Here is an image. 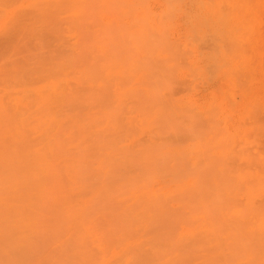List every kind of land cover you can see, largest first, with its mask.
I'll list each match as a JSON object with an SVG mask.
<instances>
[{
	"label": "rangeland",
	"instance_id": "374dc122",
	"mask_svg": "<svg viewBox=\"0 0 264 264\" xmlns=\"http://www.w3.org/2000/svg\"><path fill=\"white\" fill-rule=\"evenodd\" d=\"M142 1L0 0V264H264V5L227 40L207 0Z\"/></svg>",
	"mask_w": 264,
	"mask_h": 264
},
{
	"label": "bare ground",
	"instance_id": "6f19581e",
	"mask_svg": "<svg viewBox=\"0 0 264 264\" xmlns=\"http://www.w3.org/2000/svg\"><path fill=\"white\" fill-rule=\"evenodd\" d=\"M1 1H2V0H1ZM13 1H14V0H12V2H13ZM140 1H142V0H140ZM166 1H167V0H166ZM168 1H169V0H168ZM180 1H181V0H180ZM182 1H183V0H182ZM207 1L210 2V4L214 7V9L216 8V13H218L219 20H222V18L224 17V16H223L224 14H226V16H228V18H226V19L224 20V22H225L224 29H221L220 32H219V36H221L222 38H225V39H227V40H233V39H236V38L239 39L240 36H243V37H244L245 35H249V34H250V28H249V26H248V22H247V21H248V17L255 15L256 12H259V8H260V6H261V5H264V0H207ZM7 2H9V1H7ZM16 2H17V1H16ZM71 2H72V1H70V3H71ZM174 2H175V0H174ZM177 2H179V1H177ZM5 3H6V1H5ZM39 3H40V2H39ZM41 3H42V2H41ZM49 3H50V2H48V4H49ZM98 3H99V2H98ZM143 3H144V2L142 1V4H143ZM167 3H168V2H167ZM11 4H12V3H11ZM37 4H38V3H37ZM44 4H45V3H44ZM71 4H72V3H71ZM117 4H118V3H117ZM168 4L170 5V3H168ZM168 4H167V5H168ZM177 4H178V3H177ZM180 4H181V3H180ZM12 5H13V4H12ZM41 5H42V4H41ZM104 5H105V4H104ZM28 6H29V5H28ZM31 6H32V5H31ZM34 6H36V5H34ZM34 6H33V7H34ZM39 6H40V5H39ZM44 6H45V5H44ZM148 6H149V5H148ZM207 6H208V5H207ZM2 7H3V6H2ZM26 7H27V6H26ZM29 7H30V6H29ZM224 7L227 9V11H225ZM258 7H259V8H258ZM41 8H42V7H40L39 9H41ZM88 8H89V7H88ZM169 8H170V7H169ZM201 8H202V7H201ZM255 8H256V9H255ZM257 8H258V9H257ZM33 9H34V8H33ZM77 9H78V8H77ZM109 9H112V8L109 7ZM113 9H114V8H113ZM113 9H112V10H113ZM172 9H173V8H172ZM78 10H79V9H78ZM136 10H137V9H136ZM17 11H18V10H17ZM35 11H36V10H35ZM116 11H117V10H116ZM121 11H122V10H121ZM36 12H38V11H36ZM130 12H131V11H130ZM172 12H173V11H172ZM132 13H133V12H132ZM93 14L95 15L94 12H93ZM163 14H164V13H163ZM125 15H126V14H125ZM130 15H131V14H129V17H130ZM123 16H124V15H123ZM161 17H162V16H161ZM10 18H11V16H10ZM122 18H123V17H122ZM13 19H14V18H13ZM145 19H146V18H145ZM156 19H159V18L157 17ZM134 20H135V19H134ZM159 21H160V20H159ZM136 22H137V21H136ZM136 22H135V23H136ZM163 22H164V20H163ZM159 23H160V22H159ZM157 25H158V23H157ZM159 25H160V24H159ZM205 26H206V25H205ZM111 27H112V25H111ZM128 27H129V26H128ZM147 27H148V26H147ZM147 27H146V28H147ZM109 28H110V27H109ZM114 28H115V27H114ZM134 28H135V27H134ZM159 28H160V27H159ZM207 28H208V26H207ZM103 30H104V29H103ZM128 30H129V28H128ZM114 31H115V30H114ZM123 31H124V28H123ZM133 31H134V30H133ZM148 31H149V30H148ZM102 33H103V31H102ZM160 33H161V31H160ZM160 33H159V34H160ZM163 33H164V32H163ZM191 34L193 35V33H191ZM104 35H106V32L104 33ZM108 35H109V34H108ZM98 36H99V35H98ZM144 36H145V35H144ZM193 36H194V35H193ZM219 36H218V37H219ZM131 37L133 38V36H131ZM194 37H195V36H194ZM206 37H208V36H206ZM214 38H215V37H214ZM98 39H99V37H98ZM105 39H106V38H105ZM134 39H135V38H134ZM136 39H137V38H136ZM145 39H146V38H145ZM198 39H199V38H198ZM130 40H131V39H130ZM130 40H129V41H130ZM186 40H187V39H186ZM215 40H216V39H215ZM196 42H197V41H196ZM213 43H214V42H213ZM136 44H137V43H136ZM223 44H224V43H223ZM227 44H228V43H227ZM148 45H151V44H148ZM148 45H147V46H148ZM186 45H187V44H186ZM231 45H232V44H231ZM138 47H139V45H138ZM148 47H149V46H148ZM153 47H154V46H153ZM225 47H227V46L225 45ZM230 47H231V46H230ZM242 47H243V46H242ZM129 48H130V47H129ZM139 49H141V48L139 47ZM213 49H214V48H213ZM215 49L218 50V48H216V47H215ZM226 50H227V49H225V51H226ZM150 53H151V52H150ZM187 53H188V52H187ZM215 54H216V51H215ZM226 54H227V52H223V54H222V59H224V58L227 57ZM149 56H150V55H149ZM151 56H152V55H151ZM151 56H150V57H151ZM98 59H99V58H98ZM151 60H152V58H151ZM148 61H149V60H148ZM152 61H153V60H152ZM95 62H96V64H95V65L93 64L94 69H95V66H96L97 68H98V67L101 68L100 65H98L100 61H96V60H95ZM95 62H94V63H95ZM107 62H108V61H107ZM160 63H161V62H160ZM163 63H164V62H163ZM161 66H163V64H162ZM186 66H187V65H186ZM205 66H206V65H205ZM205 66H204V67H205ZM163 67H164V66H163ZM207 67H211V66L209 65V66H207ZM199 68H200V67H199ZM208 69H209V68H208ZM92 70H93V68H91V72H92ZM96 70H98L99 72L102 73V70L100 71V69H95V71H96ZM126 70H127V69H126ZM199 70H200V69H199ZM84 71H86V69H85ZM88 71H89V69H88ZM93 71H94V70H93ZM105 71H106V70H105ZM190 71H191V70H190ZM82 72H83V71H82ZM89 72H90V71H89ZM99 72H98V74H99ZM87 73H88V72H87ZM92 73H93V72H92ZM92 73H91V74H92ZM95 73H96V72H95ZM189 73H191V72H189ZM199 73H200V72H199ZM53 74H54V73H53ZM55 74H57V73H55ZM82 74H83V73H82ZM192 74H193V73H192ZM237 74H239V73H237ZM50 75H51V77L53 76V77L56 78V76H55V75H52L51 72H50L49 76H50ZM89 75H90V74H89ZM95 75H96V74H95ZM101 76H102V75H101ZM234 76H236V75H234ZM82 77H83V76H82ZM90 77H91V76H90ZM110 77H111V75H110ZM46 78H49V77H46ZM46 78H45V79H46ZM53 79H54V78H53ZM85 79H86V78H85ZM93 79L95 80V77H93ZM118 79H120V78H118ZM118 79H116V80H118ZM125 79H126V78H125ZM237 79H238V78H237ZM81 80H83V79H81ZM98 80H99V79H98ZM103 80H104V79H103ZM208 80H209V79H208ZM227 80H228V79H227ZM85 81H86V80H85ZM95 81H97V79H96ZM106 81H107V80H106ZM109 81H111V79H110ZM113 81H114V80H113ZM113 81H111V82H112V85H113ZM123 81H124V80H123ZM209 81H210V80H209ZM102 82H103V81H102ZM102 82H101V83H102ZM202 82H203V81H202ZM108 83L111 84L110 82H108ZM163 83H165V82L163 81ZM103 84H104V82H103ZM124 84L126 85L127 83L124 82V83H123V86H124ZM158 84H159V83H158ZM161 84H162V83H161ZM102 86H103V85H102ZM123 86H121V88H122ZM161 86H163V85H161ZM166 86H167V85H166ZM166 86H165V87H166ZM103 87L105 88L106 86L104 85ZM103 87H102V88H103ZM194 88H195V87H194ZM95 90H96V89H95ZM95 90H94V93H95ZM188 90H190V92L188 93V94H190L192 90H191V89H188ZM194 91H195V90H194ZM42 92H43V91H42ZM42 92H41V93H42ZM53 92H54V90H53ZM53 92H52V93H53ZM82 92H83V91H82ZM96 92H97V91H96ZM100 92H101V91H100ZM79 93H80V92H79ZM97 93H98V92H97ZM131 93H132V92H131ZM133 93H134V91H133ZM45 94H46V93H45ZM45 94H43V95H45ZM54 94H56V93H54ZM54 94H53V96H55ZM58 94H59V93H58ZM81 94H82V93H81ZM83 94H84V93H83ZM86 94H87V93H86ZM194 94H196V93H194ZM38 95H39V93H38ZM43 95H42V96H43ZM56 95H57V94H56ZM101 95H102V94H101ZM101 95H100V93H99V95H98L97 97H99V96H101ZM23 96H24V95H23ZM25 96H28V95L26 94ZM31 96H32V95H31ZM31 96H29V97L31 98ZM39 96H40V95H39ZM53 96H52V98H53ZM94 96H95V95H94ZM21 97H22V96H21ZM46 97H47V96H46ZM56 97L59 98L58 96H56ZM73 97H77V96L73 95ZM89 97H90V96H89ZM101 97H102V96H101ZM27 98H28V97H27ZM27 98H26L27 102L30 101V100H28ZM32 98H33V96H32ZM36 98L38 99V97H36ZM36 98H35V100H36ZM42 98H43V97H41V100L45 99V98H43V99H42ZM57 98H55V99H57ZM91 98H92V97H91ZM24 99H25V98H24ZM39 99H40V98H39ZM87 99H88V101L90 100L88 97H87ZM99 99H100V98H99ZM41 100H39L40 103H41ZM79 100H80V99H79ZM93 100H94V99H93ZM100 100H101V99H100ZM23 101H24V100H23ZM46 101H47V99H46ZM46 101H45V103H46ZM71 101H72V100H71ZM76 101H77V100H76ZM94 101H95V100H94ZM43 102H44V100H43ZM47 102H48V101H47ZM73 102L75 103V101H73ZM78 102H80V101H77L76 104H78ZM81 102H83V101H81ZM84 102H85V101H84ZM91 102H92V101H91ZM30 103H33V102H30ZM30 103H29V104H30ZM69 103H70V102H69ZM34 104H35V102H34ZM48 104H49V103H48ZM48 104H47V105H48ZM71 104L73 105V103H70V105H71ZM47 105H46L45 108H48ZM64 105H67V103H66V104L63 103V107H64ZM87 105H88V103H87ZM188 105H189V104H188ZM89 106H90V105H89ZM43 107H44V106H43ZM207 107H208V106H207ZM210 107H211V106H210ZM45 108H44V109H45ZM64 108H65V107H64ZM64 108H63V109H64ZM38 109H39V108H38ZM38 109H37V110H38ZM48 110L50 111V108H48ZM195 110H196V109H193V110H191V112L194 113ZM205 110H206V109H205ZM208 110H209V109H208ZM218 110H219V109H218ZM29 111H30V109H29ZM182 111H184V110H182ZM38 112H39V114L42 113V112H40L39 110H38ZM211 112H213V111H211ZM179 113H180V112H179ZM182 113H184V112H182ZM204 113H206V112H204ZM218 113H220V112H218ZM44 114H45V113H44ZM44 114H41V115L43 116ZM208 114H209V113H207V117H208ZM214 114L216 115L217 113H213L212 115H214ZM31 115H32V114H31ZM90 115H91V114H90ZM99 115H100V114H98V116H99ZM209 115H210V114H209ZM98 116H97V117H98ZM195 116H196V115H195ZM217 116H218V114H217ZM97 117H93V119L96 118V119L98 120ZM184 117H186V116H184ZM193 117H194V116H192V120H191V122H193V121L195 122V121H196V123H201V122H199V121H197V120H194ZM197 117H198V116H197ZM214 117H215V116H214ZM226 117H227V116H226ZM208 118H209V117H208ZM27 119H28V118H27ZM73 119H74V118H73ZM76 119H78V118H76ZM199 119H201V116L199 117ZM29 120H30V119H29ZM97 120H96V121H97ZM184 120H185V119H184ZM184 120L182 121V119H181V121L183 122V124H187V123H184ZM73 121H74V120H73ZM96 121H94V122H96ZM201 121H203V120H201ZM30 122H31V121H30ZM55 122H58V121H55ZM55 122H53V123L51 124V126H53V125L55 124ZM77 122H79V119L77 120ZM82 122H83V121H82ZM91 122H92V121H91ZM203 122H205V121H203ZM203 122H202V123H203ZM211 122H213L212 119H211ZM24 123H25V122H24ZM31 123H32V122H31ZM73 123H74V122H73ZM97 123H98V122H97ZM57 124H58V123H57ZM63 124L66 125V123H63ZM80 124H81V120H80V122H79V125H80ZM190 124H192V123H190ZM24 125H25V124H24ZM75 125H76V123H75ZM75 125H74V127H75ZM192 125H195V124L193 123ZM197 125H198V124H197ZM37 126H38V125H37ZM39 126H42V125H40V123H39ZM56 126H58V125H56ZM185 126H186V125H185ZM214 126L217 127V125H216L215 123H214ZM53 127H54V126H53ZM60 127H61V126H60ZM74 127H73V128H74ZM6 128H7V126H6ZM9 128H10V127H9ZM9 128H8V129H9ZM39 128H41V127H39ZM42 128H45V127H42ZM49 128H50V127H49ZM191 128L194 129V127H191ZM206 128H207V130L209 131L208 126H207ZM8 129H6V130H8ZM33 129H34V127H33ZM54 129H55V128H54ZM78 129H79V128H78ZM193 129H191V130H193ZM215 129H216V128H215ZM215 129H214V130H215ZM11 130H12V129H11ZM35 130H37V129L35 128ZM42 130H44V129H42ZM52 130H53V129H52ZM57 130H58V129H57ZM57 130H56V131H57ZM92 130H93V129H92ZM189 130H190V129H189ZM191 130H190V131H191ZM40 131H41V130H40ZM54 131H55V130H54ZM60 131H61V130H60ZM19 132H20V131H19ZM43 132L45 133L46 131L44 130ZM7 133H8V132H7ZM26 133H27V132H26ZM44 133H43V134H44ZM47 133H48V132H47ZM55 133H56V132H55ZM74 133H75V132H74ZM2 134H4V133H2ZM21 134H23V133H20V135H19L20 138H21V136H22ZM48 134H50V133H48ZM14 135H15V134H14ZM14 135L12 136V138H13V137L16 138V135H15V136H14ZM17 135H18V133H17ZM26 135H27V134H26ZM52 135H53V134H52ZM56 135H57V133H56ZM76 135H77V134H76ZM76 135H75V136H76ZM204 135H206V132L202 135V138H201V136H200L201 141L204 139V138H203ZM1 136H2V137H5V136H3V135H0V137H1ZM23 136H24V135H23ZM23 136H22V137H23ZM40 136H41V135H40ZM48 136H49V135H48ZM58 136H60V135H58ZM25 137H26V136H25ZM45 137H47V134L45 135ZM49 137H51V136H49ZM54 137H56V136H52V138H54ZM197 137H198V136H197ZM6 138H7V137H6ZM6 138H5V139H6ZM8 138H10V137H8ZM23 138H24V137H23ZM23 138H22V139H23ZM43 138H44V137H43ZM58 138H59V137H58ZM198 138H199V137H198ZM24 139H25V138H24ZM59 139H60V138H59ZM63 139H64V138H63ZM63 139H62V140H63ZM194 139H195V138H194ZM1 140H2V139H1ZM55 140H57L56 142L59 143V142H58V139L55 138ZM192 140H193V139H192ZM11 141H12V140H11ZM63 141L65 142V141H67V140L64 139ZM68 141H69V140H68ZM190 141H191V140H190ZM209 141H210V140H209ZM43 142H44V140H43ZM48 142H49V141H48ZM50 142H51V141H50ZM56 142H55V143H56ZM3 143H4V142H3ZM55 143L52 142V144H55ZM57 143H56V144H57ZM61 143H62V141L60 142V144H61ZM48 144H49V143H48ZM64 144H65V143H64ZM64 144H61V145H60V148H62L61 146H63V147H66V146H67L66 144H65V146H64ZM67 144H68V143H67ZM222 144H223V143H222ZM35 145H36V144H35ZM37 145H39V144H37ZM40 145H41V144H40ZM57 145H58V144H57ZM32 146H33V145H32ZM44 146H45V145H44ZM46 146H48L47 143H46ZM51 146H52L51 150L54 149V148H53V145H51ZM222 146H224V145H222ZM33 147H34V146H33ZM58 147H59V145H58ZM26 148H27V147H26ZM31 148H32V147H31ZM60 148H58V150H59ZM219 148H222V147H219ZM40 149H42V148H40ZM55 149H56V148H55ZM217 149H218V148H217ZM227 149H228V148H227ZM56 150H57V149H56ZM58 150H57L56 152L58 153V152H60V150H61V153H60V154H62L63 150H62V149H60L59 151H58ZM67 150H68V149H67ZM67 150H66V151H67ZM45 151H46V150H45ZM47 151H48V150H47ZM225 151H226V150H225ZM225 151H224V152H225ZM36 152H38V151H36ZM51 152H52V155H54L53 151H51ZM51 152H50V153H51ZM64 152H65V150H64ZM31 153L34 154V152H31ZM45 153H46V152H45ZM13 154H14V153H13ZM13 154H11V155H13ZM36 154H37V153H36ZM189 154H191V153H189ZM37 155H38V154H37ZM55 155H56V153H55ZM192 155H194V154H192ZM192 155H191V156H192ZM32 156H33V155H32ZM43 156H44V155H43ZM59 156H60V155H59ZM231 156H232V155H231ZM231 156H230V157H231ZM46 157H47V156H46ZM33 158H36V155H34ZM44 159H45V158H44ZM44 159H42V160H44ZM46 159H47V158H46ZM22 160H23V159H22ZM27 160H28V159H27ZM65 160H66V159H64V161H65ZM198 160H201V159H197L196 161H198ZM220 160H221V159H220ZM46 161H47V160H46ZM67 161H68V160H67ZM79 161H80V160H79ZM79 161H78V162H79ZM32 162H33V159H32ZM37 162H38V161H37V158H36V162H35V163H37ZM40 162H41V161H40ZM40 162L38 163L39 165H40ZM61 162H63V161H61ZM61 162H59V163L57 164L58 166L55 165L56 168H58V167H62V166L64 165V163L61 164ZM65 162H66V161H65ZM71 162H72V161H71ZM71 162L69 161V164H70ZM74 162H75V161H74ZM198 162H199V161H198ZM226 162H227V161H226ZM7 163H8V162H7ZM42 163H43V162H42ZM46 163H49V162H46ZM46 163H45L44 166H46ZM66 163H68V162H66ZM66 163H65V164H66ZM200 163H202V162H200ZM27 164H28V163H27ZM43 164H44V163H43ZM43 164L40 165V166H43ZM74 164H75V163H74ZM25 165H26V164H25ZM31 165H32V164H31ZM39 165H38V166H39ZM60 165H62V166H60ZM67 165H68V164H67ZM70 165H72V163H71ZM80 165L82 166V163H80V164L78 163L77 166L79 167ZM27 166H28V165H27ZM40 166H39V167H40ZM48 166H50V165L47 164L46 167H48ZM53 166H54V165H53ZM53 166L51 165L50 168H53ZM55 166H54V167H55ZM75 166H76V165H75ZM77 166H76V167H77ZM81 166H80V167H81ZM198 166H199V165H198V163H197V166H196V167L199 168ZM202 166H203V165H202ZM28 167L31 168L30 165H29ZM76 167H74V168H76ZM205 167H206V166H205ZM225 167H228V166L225 165ZM29 168H28V169H29ZM34 168H35V167H34ZM67 168H68V166H67ZM71 168H72V167H71ZM74 168H73V169H74ZM209 168L211 169V167H209ZM209 168H208V169H209ZM214 168H215V167H214ZM24 169H25V168H24ZM69 169H70V168H68V172H71V171H69ZM204 169H205V168H204ZM204 169H202V170H204ZM208 169H206V170L208 171ZM31 170H32V168H31ZM37 170L39 171L40 168H39V169L36 168V170L33 169V171H36V172H37ZM46 170H47V169H46ZM46 170H45V171H46ZM57 170H58V169H57ZM60 170H62V169H60ZM63 170H64V169H63ZM63 170H62L61 172H63ZM70 170H71V169H70ZM147 170H148V169H147ZM213 170H214V169H213ZM27 171H28V170H27ZM33 171H32V172H33ZM47 171H48V170H47ZM28 172H29V171H28ZM36 172H35V173H36ZM50 172H52V171H50ZM54 172H57V171L55 170V168H54L53 173H54ZM66 172H67V171H66ZM68 172H67V173H68ZM148 172H149V175H147ZM148 172H147V174H144V178L147 177V179H146V180H147V183L150 181V178H153V176H151L152 174L155 175V178H157V177H160V178H161V176H163V175H161V176H160V175H159V176H156V175L159 174V172H160V171L158 172L157 170H155L156 174H155L153 171H152V172L148 171ZM162 172H163V171H162ZM215 172H216V171H215ZM233 172H234V171H232L231 173H233ZM235 172H236V171H235ZM38 173H39V172H37V174H38ZM43 173H45V172H43ZM28 174H29V173H28ZM30 174H32V173H30ZM30 174H29V175H30ZM37 174H34V175L32 174V176H35V175H37ZM48 174H49V173H48ZM48 174H46V177H48ZM63 174H64V173L61 174V176H62L61 180H62L63 182H67V181H68L67 184H70V183L73 181V185L76 184V183H74V182H75V180H77V179H74V180H72L71 182H69V181H70L69 179H72V178H68L67 180H65V179H64L65 176H64ZM44 175H45V174H44ZM44 175H43V177H44ZM55 175H56V174H55ZM55 175H54V176H55ZM145 175H147V176H145ZM192 175H193V174H192ZM194 175H195V174H194ZM194 175H193V176H194ZM219 175H220V174H217V176H219ZM39 176H42V174H39ZM68 176H69V175H68ZM150 176H151V177H150ZM217 176H216V177H217ZM220 176H222V175H220ZM226 176H227V175H226ZM49 177H50V176H49ZM94 177H95V176H94ZM163 177H164V176H163ZM30 178H31V177H30ZM32 178H33V177H32ZM34 178H35V177H34ZM39 178H40V177H39ZM66 178H67V177H66ZM218 178H220V177H218ZM222 178H223V177H222ZM222 178H221V179H222ZM37 179H38V178H37ZM44 179H45V178H44ZM46 179H47V178H46ZM46 179H45V180H46ZM49 179H51V178H49ZM53 179H54V177H53ZM23 180H24V179H23ZM29 180H30V179H28V181H29ZM33 180H35V179H33ZM47 180H48V179H47ZM54 180H55V182H56L55 184L57 185V182H59V181L57 180V178L54 179ZM56 180H57V181H56ZM61 180H60V181H61ZM148 180H149V181H148ZM176 180H177V179H176ZM247 180H248V179H247ZM38 181H39V180H38ZM38 181H36V182H38ZM49 181H50V180H49ZM45 182H46V181H45ZM207 182H208V181H207ZM224 182H225V181H224ZM252 182L254 183L255 181H252ZM252 182H251V183H252ZM77 183H78V181H77ZM136 183H139V182H136ZM170 183H171V182H170ZM230 183H232V182H230ZM19 184H20V183H19ZM53 184H54V183H53ZM67 184H66V183L64 184L65 188L69 186V185L67 186ZM171 184H172V183H171ZM225 184H227V183L225 182ZM25 185L27 186V183H26ZM56 185H55V186H56ZM71 185H72V183H71ZM73 185H72V186H73ZM218 185H219V184H218ZM222 185H223V184H222ZM252 185H253V184H252ZM55 186H53V188H54ZM80 186H81V185H80ZM145 186H146V185H145ZM202 186H203V185H202ZM202 186L200 187L201 189H202ZM225 186H227V185H225ZM225 186H224V187H225ZM57 187L60 188L61 186H58V185H57V186H56V190L58 189ZM77 187H78V186H77ZM210 187H211V186H210ZM238 187H239V186H237V189L239 190ZM132 188H133V187H132ZM229 188H230V186H229ZM74 189H75V188H74ZM145 189H147V187H146ZM213 189H214V188H213ZM222 189H223V187H222ZM232 189L235 190L234 188H232ZM59 190H60V189H58V192H59ZM67 190H68V189H67ZM75 190H76V189H75ZM92 190H93V189H91V191H92ZM202 190H203V189H202ZM227 190H228V189H227ZM233 190H232V191H233ZM242 190H243V189H242ZM242 190H241V191H242ZM43 191H46V190H43ZM88 191H89V190H88ZM88 191H87V192H88ZM91 191H89V192H91ZM203 191H204V190H203ZM60 192H61V191H60ZM60 192H59V193H60ZM69 192H70V191H69ZM89 192L85 195V197L88 196V194L90 195ZM111 192H112V194H113V191H112V190H111ZM214 192H215V191H214ZM222 192H223V191H222ZM239 192H240V191H239ZM243 192H244V191H243ZM48 193H49V192H48ZM67 193H68V192H67ZM204 193H205V192H204ZM210 193H211V192H210ZM263 193H264V192H263ZM100 194H101V192H100ZM106 194H107V196L109 195L110 198H113V197L110 196L111 193H110V194H109V193H106ZM224 194H225V193H224ZM226 194H227V193H226ZM261 194H262V193H261ZM202 195H203V194H202ZM211 195H212V194H211ZM82 196H83V195H82ZM213 196H214V195H213ZM61 197H62V195H61ZM66 197H67V196H66ZM66 197H65V198H66ZM70 197H71V195H70ZM102 197H103V194H101V201H100V203H102V202L105 200V199L102 198ZM109 197L107 198V201H109V199H110ZM199 197H200V194L198 195V198H199ZM205 197H206V194H205ZM72 198H73V196H72ZM72 198H71V199H72ZM94 198H96V197H94ZM215 198H216V197H215ZM60 199H61V198H60ZM196 199H197V198H196ZM219 199H220V198H219ZM43 200H45V199H43ZM43 200H42V201H43ZM46 200H48V199H46ZM46 200H45V201H46ZM50 200H51V199H50ZM50 200H49V201H50ZM56 200H58V199H56ZM65 200H66V199H65ZM210 200H211V199H210ZM215 200L218 201V198L215 199ZM254 201H255V200H254ZM50 202H51V201H50ZM58 202H59V200H58ZM218 202H220V201H218ZM223 202H224V200H223ZM70 203H71V202H70ZM72 203H73V201H72ZM90 203H91V202H89L88 205H91ZM52 204H53V203H52ZM55 204H56V203H55ZM58 204H59V203H58ZM194 204H195V203H194ZM194 204H193V205H194ZM217 204H219V203H217ZM59 205H60V207L62 206V204H59ZM67 205H68V204H67ZM221 205H222V204H221ZM255 205H256V204H255ZM255 205H254V207H255ZM74 206H75V205H73V207H74ZM92 206H93V205H92ZM226 206H229V204L226 205ZM60 207H58V208H60ZM197 207H198V206H197ZM208 207H210V205H208V206L206 207V210L208 209ZM52 208H53V207H52ZM56 208H57V207H56ZM93 208H94V210H93ZM222 208H223V207H222ZM224 208H225V207H224ZM224 208H223V209H224ZM256 208H257V206H256ZM54 209H55V208H54ZM63 209H64V208H63ZM63 209H58V210H59V211H60V210L62 211ZM68 209H70V208H68ZM95 209H96V208H95L94 206H93L92 208H89V210H92V211H94V212L96 213V210H95ZM227 209H228V207H227ZM248 209H249V208H248ZM71 210H73V208H72ZM71 210H69V211L67 210V212H71ZM87 210H88V209H87ZM133 210L135 211L134 208H133ZM133 210H132V211H133ZM249 210H250V209H249ZM61 211H60L59 214L62 213ZM207 211H211V212H210V213H212L211 215H212L213 217H215V218H214L215 221L213 220V221H214V225H217V226H218V228H217V226H215V230H216V231H220L219 229H221L222 227H220V226H221V225L219 224L220 222H218V220H217V218H216L217 215L215 216L214 213L212 212L213 210H211V209H208ZM243 211H244V208H243ZM123 212L127 214L128 211L125 210V211H123ZM129 212H131V211H129ZM129 212H128V213H129ZM216 212H217V211H216ZM244 212H245V211H244ZM253 212H258V211H253ZM116 213H117V212H116ZM190 213H191V211H190ZM210 213H209V214H210ZM258 213H259V212H258ZM59 214H58V216H59ZM69 214H70V213H69ZM126 214H124L125 217H122V219H123V218L130 219V218H129V217H130L129 214H131V213H129V214H127V215H126ZM187 214H189V213H187ZM200 214H201V213H200ZM215 214H218V213H215ZM228 214H229V213H228ZM241 214H242V213H241ZM245 214H246V213H245ZM67 215H68V214H67ZM116 215H118V214H116ZM116 215L114 216L115 218L117 217ZM85 216H86V215H85ZM126 216H128V217H126ZM136 216L139 217L138 214H137ZM209 216H210V215H209ZM247 216H248V215H247ZM247 216H246V217H247ZM263 216H264V215H263ZM70 217H71V216H70ZM77 217H78V215H77ZM91 217H92V216H90L89 218H91ZM118 217H121V216L118 215ZM74 218H76V217H74ZM176 218H177V217H176ZM188 218H189V217H188ZM208 218H209V217H208ZM62 219H63V217H62ZM119 219H120V218H119ZM197 219H198V218H197ZM211 219H212V218H211ZM117 220H118V218H117ZM124 220H125V219H124ZM124 220H123V221H124ZM134 220H135V219L132 218V221H133V222H135ZM176 220H177V219H176ZM176 220H175V221H176ZM178 220H179V219H178ZM194 220H196V219H194ZM83 221H84V220H83ZM83 221H82V222H83ZM125 221H126V223H122V222H121V223H122L123 225H124V224L127 225V220H125ZM133 222H132V223H133ZM138 222H139V221H138ZM193 222H194V221H192V222H190V223H188V224H189V225H192ZM217 222H218V224H219L220 226L217 224ZM230 222H231V221H230ZM230 222L226 223V224L229 225V226L224 225V224L221 223L222 225H224L223 228H222V230L224 229L225 226H226V228L228 227V229H229L230 226H231V227L234 226V225L236 226V224H237V223H236V224L233 225V222H234V221H233V222L231 223V225H230ZM237 222H238V221H237ZM70 223H71V222H70ZM78 223H80V222H78ZM78 223H77V224H78ZM121 223H120V224H121ZM195 223H196V222H195ZM215 223H216V224H215ZM68 224H69V223H68ZM77 224H76V226H77ZM81 224H83V223H81ZM81 224H80V225H81ZM135 224H138V223H134L133 225H135ZM64 225H65V224H64ZM78 225H79V224H78ZM80 225H79V226H80ZM237 225H238V224H237ZM79 226L77 227V229H79ZM127 226L129 227V224H128ZM130 227L132 228V225H131ZM213 227H214V226H213ZM65 228H66V226H65ZM65 228H64V229H65ZM81 228H82V227H81ZM131 228H130V229H131ZM75 229H76V227H75ZM75 229H74V230H75ZM169 229H170V228H169ZM172 229H173V227H172ZM172 229H171V231H174V230H172ZM228 229H227V230H228ZM67 230H68V229H67ZM74 230H73V231H74ZM111 230H112V229H111ZM111 230H110V231H111ZM127 230H128V229H127ZM222 230H221V231H222ZM68 231H69V230H68ZM130 231H131V230H130ZM235 231H236V230H235ZM65 232H66V231H65ZM77 232H78V230L75 231V233H77ZM80 232H81V231H80ZM203 232H206V231H203ZM66 233H67V232H66ZM66 233L64 234V236L66 235ZM75 233H73V234H75ZM81 233H82V232H81ZM263 233H264V232H263ZM57 234H58V235H57V236H58L57 239H58V238L60 239V236H62V234L60 235L59 232H57ZM71 234H72V233H71ZM109 234H110V233H109ZM197 234H198V233H197ZM212 234H213V233H212ZM214 234H215V233H214ZM225 234H226V233H225ZM225 234H224V235H225ZM80 235H81V234H80ZM80 235H79V236H80ZM204 235H205V234H204ZM204 235H203V236H204ZM209 235H210V234H209ZM221 235H223V234H221ZM70 236L73 237L74 235H70ZM210 236H211V235H210ZM232 236H233V235H232ZM75 237H76V236H75ZM144 237H145V236H144ZM195 237L198 238V241L201 240V238H199L198 235L195 236ZM211 237H213V235H212ZM215 237H216V235H215ZM73 238H74V237H73ZM197 238H196V239H197ZM59 239H58V240H59ZM166 239H167V238H166ZM185 239H186V238H185ZM203 239H204V240H202V241L205 242L206 235L204 236ZM243 239H245V238H243ZM59 241H61V240H59ZM184 241H185V240H184ZM193 241H194V240H193ZM212 241H213V240H212ZM65 242H67V241H65ZM65 242H64V243H65ZM68 243H69V242H68ZM177 243H178V242H177ZM181 244H182V243H181ZM181 244H180V245H181ZM190 244H191V245H190ZM190 244H189L190 246H197L196 243H193V244L190 243ZM194 244H195V245H194ZM209 244H210V243H209ZM63 245H64V244H63ZM70 245H71V244H70ZM143 245H146V243H144ZM185 245H186V244H185ZM227 245H228V244H227ZM242 245H243V244H242V242H241L240 247H242V249H243V251H244V250H245V249L243 248L244 245H243V246H242ZM58 246H60V245H58ZM146 246H147V245H146ZM146 246H145V247H146ZM200 246H201V244L199 243V247H200ZM203 246H204V244H203L201 247H203ZM245 246H246V244H245ZM245 246H244V247H245ZM70 247H71V246H70ZM99 247H100V246H99ZM103 247H104V246H103ZM228 247H229V246H228ZM58 248H59V247H57V249H58ZM62 248H63V247H62ZM104 248H106V247H104ZM138 248H139V246H138ZM175 248H176V247H175ZM66 249H67V248H66ZM140 249H142V245H140ZM143 249H144V248H143ZM228 249H229V248H228ZM71 250H72V247H71ZM93 250L98 254V252H97L95 249H93ZM103 250H104V249H103ZM133 250H134V249H133ZM203 250H204V249H203ZM251 250H252V249L250 248V251H251ZM139 251H140V250H139ZM205 251H206V250H205ZM225 251H227V250H225ZM95 252H94V253H95ZM134 252H135V251H134ZM136 252H137V251H136ZM163 252H164V251H163ZM239 252L241 253L242 251H239ZM248 252H249V251H248ZM251 252H253V251H251ZM66 253H67V252H66ZM76 253H77V252H76ZM94 253H93V254H94ZM96 253H95V254H96ZM145 253H146V255H145ZM148 253H149L148 251H147V252H144V255H143V256H140V255H139V257H142V258L144 259L145 256L148 255ZM165 253L168 254L167 251H165ZM165 253H164V254H165ZM237 253H238V252H237ZM242 253H244V252H242ZM105 254H107V253H105ZM137 254H138V253H134V255L138 256ZM258 254H260V253H258ZM258 254H256L255 256H259ZM52 255H53V254H52ZM54 255H55L54 258H56L57 255H56V254H54ZM98 255H100V254H98ZM98 255H96V256L99 257ZM101 255H102V254H101ZM101 255H100V256H101ZM168 255H170V254H168ZM190 255H191V254H190ZM107 256H108V255H107ZM148 256H149V255H148ZM148 256H147V258H148ZM151 256H152V255H151ZM151 256H150V257H151ZM94 257H95V255H94ZM119 257H120V256H119ZM119 257H118V258H119ZM131 257H132V256H131ZM203 257H204V256H203ZM224 257H225V256H224ZM72 258H75V256H73ZM105 258H106V257H105ZM118 258H117V259H118ZM122 258H123V257H122ZM147 258H146V259H147ZM152 258H153V257H152ZM152 258H150V259L148 258V259L151 261V263H152V262H156V261H153ZM165 258H166V257H165ZM219 258H221V261H222V262H220L221 264H227V263H224V260H222L223 257H218V259H219ZM226 258H227V255H226L225 259H226ZM228 258H229V257H228ZM234 258H235V257H234ZM239 258H240V257L238 256V259H239ZM47 259H48V258H47ZM130 259H131V258H130ZM143 259H142V260H143ZM146 259H144L143 261H145ZM185 259H186V258H185ZM45 260H46V259H45ZM65 260H66V259H65ZM96 260H97V258H96ZM98 260H99V259H98ZM121 260H122V259H121ZM136 260H137V261H136ZM219 260H220V259H219ZM219 260H217V262H219ZM227 260H228V259H226V261H227ZM58 261H59V260H58ZM114 261H115V260H114ZM118 261H119V260H118ZM118 261L114 262V264H115V263L117 264ZM143 261H139V258H138V259L135 258V262H137V264H138L139 262H140V264H144ZM189 261H190V260H189ZM198 261H199V260H198ZM231 261H232V260H231ZM231 261H230V262H231ZM234 261H235V260H234ZM111 262H112V261H111ZM111 262H110V263H111ZM227 262H228V261H227ZM235 262H236V261H235ZM98 263H99V262H98ZM146 263H148L147 260H146ZM146 263H145V264H146ZM164 263H165V262H164ZM133 264H135V263H133ZM148 264H150V263H148ZM154 264H155V263H154ZM165 264H166V263H165ZM201 264H203V263H201ZM229 264H230V263H229ZM234 264H235V263H234Z\"/></svg>",
	"mask_w": 264,
	"mask_h": 264
}]
</instances>
